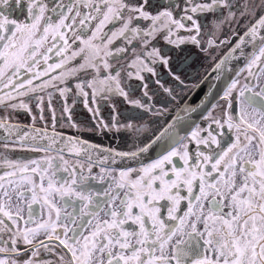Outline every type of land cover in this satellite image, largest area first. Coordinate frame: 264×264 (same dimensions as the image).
<instances>
[{"label": "snow or ice", "instance_id": "obj_1", "mask_svg": "<svg viewBox=\"0 0 264 264\" xmlns=\"http://www.w3.org/2000/svg\"><path fill=\"white\" fill-rule=\"evenodd\" d=\"M237 7L233 0H0V105L28 114L35 106L45 124L47 106L53 128L0 117V264H264V0H246L239 15ZM225 11L212 21L216 31L245 21L243 35L233 31L238 41L230 53L243 56L246 45L253 51L220 97L223 115L216 117L213 105L201 117L204 125H187L185 135L177 118L149 136L144 117L165 118L164 103L190 87L154 41L191 44L211 56L231 41L218 44L215 32L203 41L200 17ZM137 88L141 95L133 98ZM161 93L169 100L157 106ZM55 94L67 127L121 135L130 150L56 132ZM113 96L143 115L121 120L111 104L105 120L97 101ZM78 98L94 127L73 120ZM181 110H189L187 103ZM161 141V154L142 163ZM16 148L44 155H5ZM65 152L76 158L70 162ZM94 157L101 165L119 158L139 166H101L94 174ZM42 250L56 258H42Z\"/></svg>", "mask_w": 264, "mask_h": 264}, {"label": "flooded vegetation", "instance_id": "obj_2", "mask_svg": "<svg viewBox=\"0 0 264 264\" xmlns=\"http://www.w3.org/2000/svg\"><path fill=\"white\" fill-rule=\"evenodd\" d=\"M151 2V0H150ZM246 2V0H233V3L236 4L238 7L234 9L239 15L240 7ZM221 15H227L226 11L216 14H210L208 16H201V23L203 25L202 32L203 41H207L209 39L208 33L215 32L217 43L219 44L220 40L225 39V37L230 39V43L222 44L218 48L211 49V56L206 54L205 52L200 51V48L191 45H181L179 48L166 44L163 40L159 37L154 44L156 47H159L162 52H166L168 56L171 57L170 66L172 67L173 71L178 72L181 75V78L185 80V82L190 86L189 88L185 89L183 94L178 96L176 100L171 101L169 103H164L166 108L170 109L168 115L163 119H156L155 117H144L143 122L149 123L150 128L152 131L148 134L149 136H155L160 131L163 130L169 123H171L174 119H177V127L181 129L180 134L185 135L188 128L187 125L194 126L196 123L204 125V121L201 119L202 115L206 113L207 110L212 109L213 105H216L213 114L216 117H220L223 115L222 107L225 104V101L222 100L220 97L223 95V91L227 85L231 81V79L236 77V73L238 70L244 68L246 66L248 57L252 52V46L246 45L242 48L244 53L243 56L240 55L241 50H237L236 53H230V49L237 43L238 36L233 34L238 33L239 35H243L245 29L243 24L245 23L244 20H241L239 24H231L225 23L221 31H216L213 27L212 21L219 20ZM259 15V13H258ZM112 25H109L111 28ZM181 35H187L181 30ZM121 41H117L115 45L112 47H116L120 45ZM203 46V45H202ZM137 51L139 49L137 48ZM228 56V64L226 68L223 69V72L218 73L216 75V81L213 84H206L209 75L213 72V68L215 65L223 59L225 56ZM184 57H189L187 64H182L181 61ZM126 59H130L127 57ZM54 62L53 61H49ZM124 62V61H122ZM158 71L163 72L162 68H158ZM253 71H256L254 68ZM232 72V74L230 73ZM83 76V74H81ZM219 77V79H217ZM148 77L146 76V81ZM243 82V80H242ZM74 81H70V86L73 84ZM122 86H126L125 81L121 80ZM127 83L132 85H139L140 82L137 80H131ZM199 85V87H193L194 85ZM225 84V85H223ZM149 88H155V85L149 82ZM221 88V90H219ZM75 92V88H73ZM179 91V90H178ZM133 98H139L141 95V91L139 88L134 93H130ZM196 95H201L200 98L195 99ZM83 98H78L77 103L73 109L72 117L77 123L81 124L82 126L86 127H94L93 121L91 119V114L87 111L86 107L82 102ZM169 100V98L164 97L161 93L159 96L154 98V102L157 106H160L161 103L164 101ZM101 105L100 115L104 117L105 120H109L112 116V109L110 107L111 104H115V112L119 113V118L124 120L126 117H134V116H142L143 110L141 109H134L131 105L124 102L123 98L119 96H113L111 101L104 102V101H97ZM209 102L210 104L203 109V105ZM69 103H71V98L69 99ZM91 103V101H89ZM189 106L188 111H182L181 109L185 106V104ZM33 104L35 101L33 100ZM52 107L56 109L57 114V123L55 126V131L58 133H64L66 135H80L83 139L91 141L95 144L102 145L104 147L115 148L119 151H128L131 148V142L125 143L124 138L121 135L115 133H106L103 136H98L95 134H89L86 132L77 133L74 129L67 127L66 120H60V113H61V98L58 94L53 96V103ZM191 108H195L196 111H191ZM202 109L201 113L200 110ZM37 116L35 121L32 120V116ZM8 116L13 122L19 123L21 126H35L37 128H44L47 127L49 133L53 131L52 128V121L50 117L49 110L47 106H45V122H42L39 119V111L34 106L33 111L31 114L25 113L23 111H12L10 109L4 108V106L0 105V117ZM64 125L63 127L61 125ZM3 140H0V143H3ZM163 141L159 142L158 144L154 145L149 151L143 154L139 159L142 163H149L152 160H155L161 154V145ZM41 146V145H38ZM190 151L195 150V145H191L189 148ZM49 155H56L55 151H50ZM11 159H22V160H30V159H39L44 153L36 152V151H29L26 149L16 148L15 150H9L5 153ZM65 158L68 159L70 162L74 160L76 157L69 153H65ZM82 162L83 158L81 157ZM96 166L93 167V173H98L101 166H108L113 168H124V167H138V163L136 161H121L117 158V164H107L101 165L98 161L93 158ZM94 187L99 189L102 185L98 183H94ZM42 238V237H41ZM42 258L44 259H55V254H48L42 250Z\"/></svg>", "mask_w": 264, "mask_h": 264}, {"label": "water", "instance_id": "obj_3", "mask_svg": "<svg viewBox=\"0 0 264 264\" xmlns=\"http://www.w3.org/2000/svg\"><path fill=\"white\" fill-rule=\"evenodd\" d=\"M251 51H253V48L251 49ZM227 64H228V60L225 61V64H224L219 70H217V71H213V72L209 75L206 84H213V82L216 81V75H217L218 73L223 72V69L226 68ZM230 73L232 74V72H230ZM223 85H225V84H223ZM219 90H221V88H220ZM200 97H201V95H196V96H195V99L200 98ZM209 104H210L209 102H207L206 104H204V105H203V109L206 108ZM201 111H202V109L200 110V113H201ZM36 128H37V127H36ZM24 130H25V131H28V130H29V127H24ZM3 135H4V132H3L2 129H0V137H2ZM46 143H47L46 140H39V139H37V141H36V144H37V145H41V146H45ZM65 153H67V152H65Z\"/></svg>", "mask_w": 264, "mask_h": 264}]
</instances>
